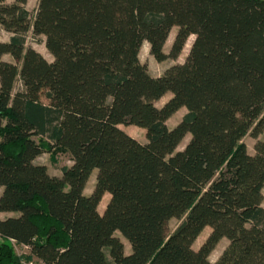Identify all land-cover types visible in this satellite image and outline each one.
<instances>
[{"label": "trees", "instance_id": "1", "mask_svg": "<svg viewBox=\"0 0 264 264\" xmlns=\"http://www.w3.org/2000/svg\"><path fill=\"white\" fill-rule=\"evenodd\" d=\"M28 2L0 0V213L17 214L0 219V264L20 262L11 240L43 264H264V141L243 142L264 132V0H40L34 19ZM191 37L162 76L141 63L145 43L164 62ZM45 152L72 165L52 176Z\"/></svg>", "mask_w": 264, "mask_h": 264}, {"label": "rangeland", "instance_id": "2", "mask_svg": "<svg viewBox=\"0 0 264 264\" xmlns=\"http://www.w3.org/2000/svg\"><path fill=\"white\" fill-rule=\"evenodd\" d=\"M12 3V2H9ZM39 1H30L28 2L27 9L29 10L31 14V18L34 19L36 15V11L38 9ZM178 29L174 28L171 31V34L169 36V39L165 45L164 51L166 54H169L173 40L176 36ZM12 37V34L5 32L0 27V42H9L10 38ZM194 37L189 38L187 41V44L181 53L180 57L176 60L173 59H167L164 62H158L155 60V58L150 55L149 51V45L145 43L141 49L140 52V60L141 63L145 64L148 67L149 73L154 78H158L164 74L166 70L171 68L172 66H175L177 64H183L186 61V58L189 55L191 46L193 44ZM26 47L27 48H33L37 52H39L41 55H43L44 58H46L49 62L53 61V57L48 53L46 47H45V38L44 37H34L32 32H29L26 37ZM4 60L7 62H14L13 58L10 55H6L4 57ZM21 66V65H20ZM21 88V83L18 81L16 84V90ZM172 98L171 94L165 95L159 102L156 103V105L161 108L164 106L170 99ZM187 114V110L185 108L180 109L175 115H173L167 122L169 128L176 127L184 118V116ZM121 129L127 132L130 136L138 140L140 143L145 144L147 143L146 138V132L143 129H140L136 126H121ZM190 140V136L188 135L180 144L178 147V151H181L185 148V146L188 144ZM258 141H264V132L262 135L258 137V139L253 138L250 135H247L243 142L246 144L248 151L250 154L255 153V145ZM36 164L46 166L49 173L52 176L60 177L62 175V171L65 167H70L72 165V161L70 157L64 153L60 152H45L42 154L39 158L36 160ZM98 172H94L86 186L85 194L90 195L92 191L94 190L95 184H96V177ZM264 193V190H263ZM110 197L106 195L103 200L100 203L99 211L101 214L104 213L106 206L109 202ZM262 206L264 207V201ZM182 221L179 219H171L167 225H166V234L170 235L173 233L176 228L180 225ZM211 229L206 228L204 232L200 235L198 240L194 244V248L197 250L200 248V246L205 242L207 237L210 235ZM116 236L121 239V241L125 245V252L126 254H130L131 252V246L128 243L126 239H124L120 233H116ZM228 245V241L226 239H223L219 245L216 247V249L213 251V253L210 256L211 262H216L218 258L221 256L222 252ZM14 250L16 255L20 258V262H29L31 261L30 254L27 250H25L23 247L16 245L14 246Z\"/></svg>", "mask_w": 264, "mask_h": 264}, {"label": "built area", "instance_id": "3", "mask_svg": "<svg viewBox=\"0 0 264 264\" xmlns=\"http://www.w3.org/2000/svg\"><path fill=\"white\" fill-rule=\"evenodd\" d=\"M2 242H3V237L0 235V245L2 244ZM11 243L14 246H16V243L13 240H11ZM23 248L28 251L27 247H23ZM20 264H43V263L32 257L31 261H29V262H21Z\"/></svg>", "mask_w": 264, "mask_h": 264}, {"label": "crops", "instance_id": "4", "mask_svg": "<svg viewBox=\"0 0 264 264\" xmlns=\"http://www.w3.org/2000/svg\"><path fill=\"white\" fill-rule=\"evenodd\" d=\"M8 2H13L15 0H7ZM29 2L30 1H40V0H28ZM2 190L3 189H0V194L2 193ZM108 195V194H107ZM109 196V195H108ZM110 197V196H109ZM17 214H13V213H0V219L1 220H5V219H8V218H11V217H16Z\"/></svg>", "mask_w": 264, "mask_h": 264}]
</instances>
